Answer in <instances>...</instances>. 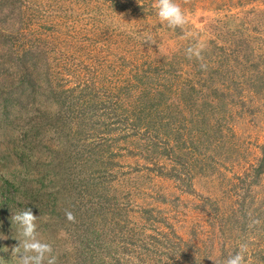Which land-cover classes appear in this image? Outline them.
Returning a JSON list of instances; mask_svg holds the SVG:
<instances>
[{"label": "rangeland", "instance_id": "374dc122", "mask_svg": "<svg viewBox=\"0 0 264 264\" xmlns=\"http://www.w3.org/2000/svg\"><path fill=\"white\" fill-rule=\"evenodd\" d=\"M152 3L0 0L2 264H264V0Z\"/></svg>", "mask_w": 264, "mask_h": 264}, {"label": "clouds", "instance_id": "9594fccd", "mask_svg": "<svg viewBox=\"0 0 264 264\" xmlns=\"http://www.w3.org/2000/svg\"><path fill=\"white\" fill-rule=\"evenodd\" d=\"M152 8L155 15L162 23H166L170 29L183 28L188 23L187 15L178 0H153ZM145 41H152L151 37ZM203 44L198 42L195 47H189L186 51L189 56H198ZM69 220L73 219L71 212H66ZM37 217L31 208L19 210L12 214L11 221L18 225L19 243L11 250L16 254L18 264H56V255L52 244L40 239ZM247 246L240 245V250L223 260V264H244V253ZM2 264V261H0ZM216 264V262H215Z\"/></svg>", "mask_w": 264, "mask_h": 264}]
</instances>
